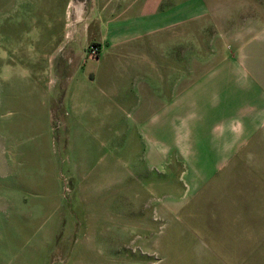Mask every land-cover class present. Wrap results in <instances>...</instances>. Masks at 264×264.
<instances>
[{"label":"rangeland","instance_id":"374dc122","mask_svg":"<svg viewBox=\"0 0 264 264\" xmlns=\"http://www.w3.org/2000/svg\"><path fill=\"white\" fill-rule=\"evenodd\" d=\"M93 1L0 0V264H264V127L225 160L193 156V141L75 139L58 57L77 51L70 35ZM150 1L186 25L162 47L187 53L194 81L234 56L248 62L264 31V0ZM123 123L144 131L133 111Z\"/></svg>","mask_w":264,"mask_h":264},{"label":"crops","instance_id":"0c3cea01","mask_svg":"<svg viewBox=\"0 0 264 264\" xmlns=\"http://www.w3.org/2000/svg\"><path fill=\"white\" fill-rule=\"evenodd\" d=\"M155 4L94 0L88 22L73 28L70 36L77 39L73 42L77 51L58 57L59 69L66 66L71 75L58 74H65L72 84L65 96L74 137L78 140L87 132L92 142L111 144L114 136L126 135L127 143L151 142L164 150L193 141L203 144L193 156L225 160L264 127V31L249 41L248 62L234 56L232 63L223 61L194 81L187 53L173 57L162 47L173 30L179 37L186 34L182 33L186 25L177 24L175 12L165 11L163 16ZM60 29L71 41L67 30ZM91 43L100 47L97 58L87 51ZM184 44L188 47L186 41L180 43ZM56 46L64 49L61 42ZM161 52L178 71L161 61ZM43 53L49 51H42L49 61L50 54ZM161 70L169 82L162 75L161 83ZM149 80H158V92L150 91ZM166 92L169 96L164 98ZM129 111L140 120L141 135L133 128L129 132L123 123Z\"/></svg>","mask_w":264,"mask_h":264},{"label":"built area","instance_id":"2783aa9c","mask_svg":"<svg viewBox=\"0 0 264 264\" xmlns=\"http://www.w3.org/2000/svg\"><path fill=\"white\" fill-rule=\"evenodd\" d=\"M95 46V45H94ZM93 45H91V47L89 48V55L91 57H95L98 54V49L96 47H94Z\"/></svg>","mask_w":264,"mask_h":264},{"label":"trees","instance_id":"16d2710c","mask_svg":"<svg viewBox=\"0 0 264 264\" xmlns=\"http://www.w3.org/2000/svg\"><path fill=\"white\" fill-rule=\"evenodd\" d=\"M92 45L94 46V45H97V44H92Z\"/></svg>","mask_w":264,"mask_h":264}]
</instances>
